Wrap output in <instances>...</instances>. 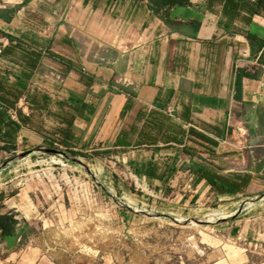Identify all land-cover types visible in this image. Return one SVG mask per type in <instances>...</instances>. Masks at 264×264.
<instances>
[{"label": "crops", "instance_id": "0c3cea01", "mask_svg": "<svg viewBox=\"0 0 264 264\" xmlns=\"http://www.w3.org/2000/svg\"><path fill=\"white\" fill-rule=\"evenodd\" d=\"M89 11L111 28V51L82 40ZM169 18L148 0H0V150L108 153L182 214L242 206L250 240L264 213V0H191ZM18 212L0 213L18 220L0 241L10 253L42 234ZM31 247L36 261L46 252Z\"/></svg>", "mask_w": 264, "mask_h": 264}, {"label": "rangeland", "instance_id": "374dc122", "mask_svg": "<svg viewBox=\"0 0 264 264\" xmlns=\"http://www.w3.org/2000/svg\"><path fill=\"white\" fill-rule=\"evenodd\" d=\"M96 14L88 12L82 40L93 52L111 51L116 40L105 35L112 30ZM39 146L54 145L0 150V213L17 205L42 233L22 253L0 247V264H264V213L250 219L253 237L247 240L246 220L219 219L237 206L209 204L212 210L182 214L181 204L156 201L155 189L108 153L86 157L59 145L68 158L36 153L12 160ZM39 245L46 252L36 261L31 246Z\"/></svg>", "mask_w": 264, "mask_h": 264}, {"label": "trees", "instance_id": "16d2710c", "mask_svg": "<svg viewBox=\"0 0 264 264\" xmlns=\"http://www.w3.org/2000/svg\"><path fill=\"white\" fill-rule=\"evenodd\" d=\"M250 0H230L232 6H237L240 2L246 3ZM149 8L155 13L162 16L165 21H170V11L176 7H183L191 4V0H148ZM9 95H14L17 98V93L10 91ZM2 97V96H1ZM3 98V97H2ZM71 102L74 104L77 102L75 96H72ZM7 118L6 110L0 109V124L3 122V119ZM15 124V123H14ZM8 143H11L8 145ZM54 145V143H51ZM16 145L13 141H8L4 146L1 147L2 150L13 151ZM68 147V146H67ZM72 152V151H71ZM215 183L219 184L217 181ZM214 183V185H215ZM228 188V187H227ZM230 188H235L231 185ZM219 189V187H218ZM18 224V220L15 219L14 214H0V241L7 240L15 232Z\"/></svg>", "mask_w": 264, "mask_h": 264}, {"label": "water", "instance_id": "95a60500", "mask_svg": "<svg viewBox=\"0 0 264 264\" xmlns=\"http://www.w3.org/2000/svg\"><path fill=\"white\" fill-rule=\"evenodd\" d=\"M36 153H43V154H51V155H59V156H62V157H66L68 158V153L65 151V150H62L60 147H57L56 145L54 146H46V147H40V148H34V149H31V150H28L26 152H23L19 155H17L15 158H13L12 160H18V159H24V158H27L29 156H32ZM10 164V162H5L2 166V168H5L6 166H8ZM0 171H1V167H0ZM243 211V207L240 206L234 213H231L227 216H223L219 219H222V220H228V219H235L237 218ZM150 215H157L156 213H150ZM163 214H161L162 216ZM177 222H183V220L179 219V218H176V217H173ZM187 223L186 224H191L193 222V220L191 219H187L186 220ZM196 223H214L213 220L211 219H208V220H202V219H199L198 222Z\"/></svg>", "mask_w": 264, "mask_h": 264}, {"label": "built area", "instance_id": "2783aa9c", "mask_svg": "<svg viewBox=\"0 0 264 264\" xmlns=\"http://www.w3.org/2000/svg\"><path fill=\"white\" fill-rule=\"evenodd\" d=\"M3 53V47L0 46V57ZM37 86V82H31L30 85H29V89H34L35 87ZM18 106L22 109H26V110H29V107H30V103H29V99H28V96L27 94H24L22 95L19 100H18ZM13 117H15V115L13 114L12 115ZM56 146H59L58 143L56 142L55 143ZM56 157V156H54Z\"/></svg>", "mask_w": 264, "mask_h": 264}, {"label": "bare ground", "instance_id": "6f19581e", "mask_svg": "<svg viewBox=\"0 0 264 264\" xmlns=\"http://www.w3.org/2000/svg\"><path fill=\"white\" fill-rule=\"evenodd\" d=\"M58 161V160H57Z\"/></svg>", "mask_w": 264, "mask_h": 264}]
</instances>
